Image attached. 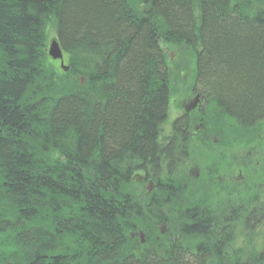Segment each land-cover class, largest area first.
Wrapping results in <instances>:
<instances>
[{
	"label": "trees",
	"instance_id": "obj_1",
	"mask_svg": "<svg viewBox=\"0 0 264 264\" xmlns=\"http://www.w3.org/2000/svg\"><path fill=\"white\" fill-rule=\"evenodd\" d=\"M258 133L264 0H0V264H264L261 193L188 173L255 168Z\"/></svg>",
	"mask_w": 264,
	"mask_h": 264
},
{
	"label": "rangeland",
	"instance_id": "obj_2",
	"mask_svg": "<svg viewBox=\"0 0 264 264\" xmlns=\"http://www.w3.org/2000/svg\"><path fill=\"white\" fill-rule=\"evenodd\" d=\"M49 34H50L49 35V40H50L52 38V36H53V32L50 31ZM172 57H173V55H172ZM54 61H56V60H54ZM55 64L57 65L58 62L56 61ZM185 80H186V75L185 74H182V79L175 80L173 82L174 90L178 92V89L180 88L179 87L180 86V83L184 82ZM172 93H176V92L172 91ZM181 94L183 95L184 93L182 92ZM181 100H187V98H184V97H182V96H180V95L177 94L176 97L173 96L170 99L169 109H168V122L169 123L172 122L173 119H175L178 116H180V114H181V111H180V109H181V105H180ZM169 123L166 124V126H165V129H164V132L165 133H167L169 131ZM261 134L264 137V134L263 133H258L257 136H256L257 137V140L262 139ZM203 150L208 151V152L210 151L207 147H203ZM248 155H250V154L248 152H245V154H241L240 157H243L246 160H248L249 159L248 158ZM259 156H260V153H259ZM252 158H257V157H256V155H254ZM254 160L256 162V165L258 166L260 164L259 161H258V159H254ZM206 163L209 164V162H206ZM249 168H252V167H249ZM260 169H261L262 173L259 175L258 180L261 181V182H263L262 183L263 186H261L260 188H254L253 191L256 194L261 193V196L264 197V166H261ZM237 170L238 169H235V171L233 172L231 180L239 183L240 186L243 187L242 185H246L247 184V179H244V180L243 179H241V180L237 179V177L235 176V174L238 172ZM189 176L192 179V166L189 169ZM197 181H199V179L194 180V182H197ZM143 190L146 191L147 193H149L147 180H145L143 182ZM253 191H252V193H253ZM164 228H165V226L163 225V229Z\"/></svg>",
	"mask_w": 264,
	"mask_h": 264
},
{
	"label": "flooded vegetation",
	"instance_id": "obj_3",
	"mask_svg": "<svg viewBox=\"0 0 264 264\" xmlns=\"http://www.w3.org/2000/svg\"><path fill=\"white\" fill-rule=\"evenodd\" d=\"M190 99L191 98H188L187 100H181L180 105H181V107L183 109L180 110L181 111L180 115H185L186 114L185 111H184V106H185V104L187 102H189ZM194 110H191L189 113H192V111H194ZM196 132L197 131L195 129V131L192 132V134H195ZM263 158H264V156H263ZM197 161L195 163L192 162V180L193 179H195V180L199 179L202 171H204V174L207 175L205 173V168H207L208 169V174H213L214 182L219 184V188L221 190H223V191H226L228 183L230 181H233V180H231V178H232V174L235 171V169H238L237 170L238 172L235 174L237 179H239V180L247 179L248 180L251 175L259 173L261 171L260 167L264 166V161H263V163L259 164L258 166L256 165L255 168H251V169L249 167H248V169H246V168H241L240 169V167L237 164H234V165L230 166V168H224V169L219 168V170H215V169L211 170V169H209L210 167H208V166L212 165V164H210L212 162L206 160V162H209V164H207L205 162L206 166L202 170L201 164L200 163L198 164ZM243 165H248V164L243 162ZM206 180L210 181V178H206Z\"/></svg>",
	"mask_w": 264,
	"mask_h": 264
},
{
	"label": "water",
	"instance_id": "obj_4",
	"mask_svg": "<svg viewBox=\"0 0 264 264\" xmlns=\"http://www.w3.org/2000/svg\"><path fill=\"white\" fill-rule=\"evenodd\" d=\"M47 53L48 55L53 59V60H60V67L63 70H67V67L64 66L63 64V59H62V50L59 47L58 42L55 39H52L49 43V46L47 48ZM82 81V79H81ZM200 101V96L197 94L195 95V97L192 99V101H190L186 106H185V110L187 112H189L191 109L193 110L197 104ZM141 179V176H138V180ZM152 187V182L149 181L148 182V190H150ZM162 232V230H161Z\"/></svg>",
	"mask_w": 264,
	"mask_h": 264
},
{
	"label": "bare ground",
	"instance_id": "obj_5",
	"mask_svg": "<svg viewBox=\"0 0 264 264\" xmlns=\"http://www.w3.org/2000/svg\"><path fill=\"white\" fill-rule=\"evenodd\" d=\"M130 234L131 237L135 236L138 239L139 244L145 245L147 235L143 230L138 229L135 232L130 231Z\"/></svg>",
	"mask_w": 264,
	"mask_h": 264
}]
</instances>
